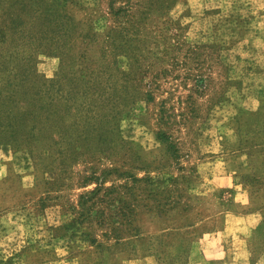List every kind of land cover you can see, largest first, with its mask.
<instances>
[{
  "label": "rangeland",
  "instance_id": "rangeland-1",
  "mask_svg": "<svg viewBox=\"0 0 264 264\" xmlns=\"http://www.w3.org/2000/svg\"><path fill=\"white\" fill-rule=\"evenodd\" d=\"M108 3L0 0V264H264V0Z\"/></svg>",
  "mask_w": 264,
  "mask_h": 264
},
{
  "label": "crops",
  "instance_id": "crops-1",
  "mask_svg": "<svg viewBox=\"0 0 264 264\" xmlns=\"http://www.w3.org/2000/svg\"><path fill=\"white\" fill-rule=\"evenodd\" d=\"M235 218V217H234ZM243 219V218H242ZM251 219V215L250 216H246L245 217V219H243V221L244 222H247V221H249ZM220 234H221V232L219 233V236H220ZM224 255V252H221V255ZM235 255H238L239 256V258H238V256H235V257H233V261H235V262H237V264H247V260L244 258V256H240V255H242V250H239L238 252L236 251L235 253H234ZM240 257L241 258H244L245 260L241 263V261L239 260L240 259ZM224 258V257H223ZM237 258H238V260H237ZM220 259H222V256H221V258ZM237 260V261H236ZM231 264H234L233 262H231Z\"/></svg>",
  "mask_w": 264,
  "mask_h": 264
},
{
  "label": "trees",
  "instance_id": "trees-1",
  "mask_svg": "<svg viewBox=\"0 0 264 264\" xmlns=\"http://www.w3.org/2000/svg\"><path fill=\"white\" fill-rule=\"evenodd\" d=\"M116 1H118V0H109V9H110V11H111V14H112V11L114 10V3L116 2ZM124 9V7L123 6H121L120 8H118L117 9V11H120V10H123ZM116 11V12H117ZM159 139H164L162 136H159Z\"/></svg>",
  "mask_w": 264,
  "mask_h": 264
}]
</instances>
